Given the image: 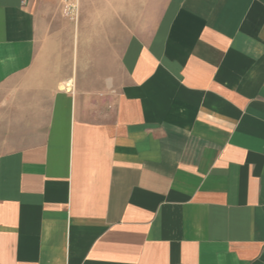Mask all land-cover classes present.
I'll use <instances>...</instances> for the list:
<instances>
[{
	"label": "crops",
	"instance_id": "0c3cea01",
	"mask_svg": "<svg viewBox=\"0 0 264 264\" xmlns=\"http://www.w3.org/2000/svg\"><path fill=\"white\" fill-rule=\"evenodd\" d=\"M63 2L0 0V264H264V0Z\"/></svg>",
	"mask_w": 264,
	"mask_h": 264
},
{
	"label": "rangeland",
	"instance_id": "374dc122",
	"mask_svg": "<svg viewBox=\"0 0 264 264\" xmlns=\"http://www.w3.org/2000/svg\"><path fill=\"white\" fill-rule=\"evenodd\" d=\"M64 0H54L56 3L55 18H54V33L51 35L54 40L55 50L72 48V41L74 36L77 35L79 30L77 8H71L69 11L64 6ZM68 2V0H65ZM82 17L84 16L83 11L81 12ZM76 19V21H75ZM75 22V25H73ZM80 28H83L80 26ZM80 35L81 31L79 30ZM70 42V43H69ZM47 49L44 39L38 43V65L42 64L44 56L47 55ZM80 52V51H79ZM56 64L59 62L62 64V58L55 59Z\"/></svg>",
	"mask_w": 264,
	"mask_h": 264
},
{
	"label": "built area",
	"instance_id": "2783aa9c",
	"mask_svg": "<svg viewBox=\"0 0 264 264\" xmlns=\"http://www.w3.org/2000/svg\"><path fill=\"white\" fill-rule=\"evenodd\" d=\"M27 0H21V3L22 4H25Z\"/></svg>",
	"mask_w": 264,
	"mask_h": 264
}]
</instances>
